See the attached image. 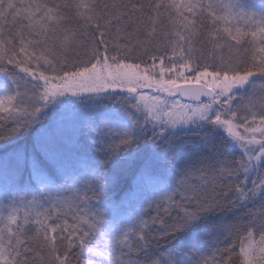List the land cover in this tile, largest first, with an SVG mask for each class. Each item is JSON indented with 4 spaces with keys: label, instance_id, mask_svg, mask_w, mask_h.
I'll use <instances>...</instances> for the list:
<instances>
[{
    "label": "snow or ice",
    "instance_id": "snow-or-ice-1",
    "mask_svg": "<svg viewBox=\"0 0 264 264\" xmlns=\"http://www.w3.org/2000/svg\"><path fill=\"white\" fill-rule=\"evenodd\" d=\"M0 264H264V0H0Z\"/></svg>",
    "mask_w": 264,
    "mask_h": 264
}]
</instances>
